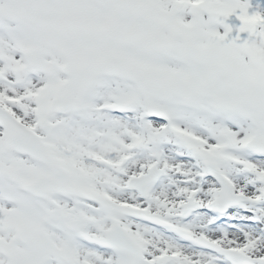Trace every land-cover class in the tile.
I'll return each instance as SVG.
<instances>
[{"label":"snow or ice","instance_id":"1","mask_svg":"<svg viewBox=\"0 0 264 264\" xmlns=\"http://www.w3.org/2000/svg\"><path fill=\"white\" fill-rule=\"evenodd\" d=\"M249 8L0 0V264H264Z\"/></svg>","mask_w":264,"mask_h":264},{"label":"rangeland","instance_id":"2","mask_svg":"<svg viewBox=\"0 0 264 264\" xmlns=\"http://www.w3.org/2000/svg\"><path fill=\"white\" fill-rule=\"evenodd\" d=\"M248 4L250 5V8H249V11H250V12H256V11L264 12V11H262V10H258L259 8L253 6V4H251V3H248ZM235 18H236V20H238V18H237L236 16H233V17L228 18L226 22H227L228 24H230V25H234V24L236 23V22L234 21ZM219 30H220L221 32H223V28H222V27H221ZM247 36H248L247 33H243L241 39H246ZM230 38H231V37H230Z\"/></svg>","mask_w":264,"mask_h":264},{"label":"clouds","instance_id":"3","mask_svg":"<svg viewBox=\"0 0 264 264\" xmlns=\"http://www.w3.org/2000/svg\"><path fill=\"white\" fill-rule=\"evenodd\" d=\"M253 47L260 49V54L264 55V40L253 41Z\"/></svg>","mask_w":264,"mask_h":264}]
</instances>
